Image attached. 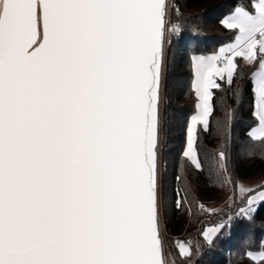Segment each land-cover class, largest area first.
<instances>
[{"label":"snow or ice","instance_id":"1","mask_svg":"<svg viewBox=\"0 0 264 264\" xmlns=\"http://www.w3.org/2000/svg\"><path fill=\"white\" fill-rule=\"evenodd\" d=\"M182 16L169 0H0V264H192L200 245L168 237L170 253L164 227L161 106ZM219 23L234 39L191 58L197 112L172 189L191 216L220 210L195 199L189 169L234 185L239 210L203 232L209 246L264 206V182L233 178L237 110L216 118L213 91L227 85L239 104L250 84L258 122L241 149L264 158V0H234ZM210 118L222 140L206 169L197 126L211 134ZM260 248L246 255L264 264Z\"/></svg>","mask_w":264,"mask_h":264},{"label":"trees","instance_id":"2","mask_svg":"<svg viewBox=\"0 0 264 264\" xmlns=\"http://www.w3.org/2000/svg\"><path fill=\"white\" fill-rule=\"evenodd\" d=\"M183 13L181 22L183 31L179 37L172 38L168 51L167 71L165 77L164 103L162 118L166 151L164 164L167 165L165 176L168 189V211L164 221L168 237H180L190 240L193 244L200 245V253L192 259V264H261L251 260L246 253H258L260 245L264 244V206L257 208L254 222L234 219L230 226H226L214 237V243H205L203 232L208 225L226 219L227 215L235 217L239 210L237 204H226L218 213H203L194 209V214L189 216L186 208L176 209L172 203V189L182 186L183 181L177 182L175 176H183L180 168V156L185 146L186 129L189 119L197 112L196 96L192 89V56L210 55L222 45L234 39L233 33L223 27L219 21L229 13L234 0H172ZM177 13L172 11L175 21ZM243 64L244 62L241 61ZM245 73L254 70L253 66L245 65ZM217 83H220L217 80ZM247 84L241 81V85ZM223 93L214 91V114L216 118H223L227 108H235L236 119L233 125V136L230 145L232 154L230 168L235 181L240 179H260L264 177V158L258 154L245 156L241 145L248 139L246 133L257 126L258 117L253 115L255 102L245 87L241 103L232 98L227 85ZM212 125L211 134L201 132L197 126L201 155L205 156L206 169L213 164L214 150L219 147L222 137L217 135L215 121L210 118ZM188 179L194 190V197L207 207L212 203H219L234 185L222 184L209 179V172L200 173L189 169ZM209 208V207H208ZM169 246L171 253L176 252V246L171 239Z\"/></svg>","mask_w":264,"mask_h":264},{"label":"rangeland","instance_id":"3","mask_svg":"<svg viewBox=\"0 0 264 264\" xmlns=\"http://www.w3.org/2000/svg\"><path fill=\"white\" fill-rule=\"evenodd\" d=\"M239 181H243L244 183L248 184L249 186H255L258 183L264 182V177L260 178V179L259 178L258 179H240ZM233 192H234L233 189L229 190L228 194L219 203H217L215 206L216 207H222L226 204H228V205L232 204L229 198L232 197ZM208 207H210V206H208ZM217 223H219V222L208 225L205 230L212 228ZM204 240L206 241L205 236H204Z\"/></svg>","mask_w":264,"mask_h":264},{"label":"built area","instance_id":"4","mask_svg":"<svg viewBox=\"0 0 264 264\" xmlns=\"http://www.w3.org/2000/svg\"><path fill=\"white\" fill-rule=\"evenodd\" d=\"M169 2H170V3H173L172 0H169ZM162 106H163V104H162ZM162 106H161V110H162ZM239 220H241V219H239ZM164 227H165V236H166V241H165V243H166V246H167V248H168V251L171 253L170 246H169V240L167 239V238H168V232H167V227H166L165 221H164ZM175 239H178V240H184L183 238H180V237H175Z\"/></svg>","mask_w":264,"mask_h":264},{"label":"crops","instance_id":"5","mask_svg":"<svg viewBox=\"0 0 264 264\" xmlns=\"http://www.w3.org/2000/svg\"><path fill=\"white\" fill-rule=\"evenodd\" d=\"M215 205H216V203H212V204L209 205L210 206L209 208H214V207H216Z\"/></svg>","mask_w":264,"mask_h":264}]
</instances>
